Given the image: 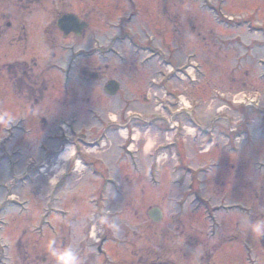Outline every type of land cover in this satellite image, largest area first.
I'll list each match as a JSON object with an SVG mask.
<instances>
[{"label": "rangeland", "instance_id": "374dc122", "mask_svg": "<svg viewBox=\"0 0 264 264\" xmlns=\"http://www.w3.org/2000/svg\"><path fill=\"white\" fill-rule=\"evenodd\" d=\"M34 1L0 0V113L9 121L15 116L6 64L25 60L48 70L54 91L63 86V134L72 137L63 155L71 157L61 163L52 154L51 162L36 163L41 139L18 132L14 142L16 128L0 124V206L8 210L2 217L8 226L0 229L2 264L17 258L14 245L23 231L41 255L50 250L47 264H58L53 252L65 250L79 264H137L126 247L141 258L146 253L139 249L154 252L156 245L172 264H264L262 235L251 229L264 221V0H179L177 6L169 0L160 9L154 0H133L138 17L129 28L163 22L173 29L150 34L175 55L162 62L156 49L142 51L144 35L110 33L121 14L133 11L123 0ZM63 14L90 24L83 38L61 36L56 22ZM103 60L112 62L121 85L117 97L91 93L86 83L79 88V66ZM60 112L50 114L57 122L49 133L56 137ZM113 122L119 126L88 149ZM48 141L54 152L58 141ZM105 179L117 187L110 184L100 200ZM153 207L164 213L154 226L147 215ZM113 221L137 229L133 247ZM63 227L74 241L56 244Z\"/></svg>", "mask_w": 264, "mask_h": 264}, {"label": "flooded vegetation", "instance_id": "af4514ba", "mask_svg": "<svg viewBox=\"0 0 264 264\" xmlns=\"http://www.w3.org/2000/svg\"><path fill=\"white\" fill-rule=\"evenodd\" d=\"M31 1L33 3L35 2L34 0H31ZM38 1H41V0H38ZM178 1L179 0H175L176 6H177ZM111 2L114 5H119L117 0H112ZM123 2H125L126 5L129 4L132 9L135 8V4L133 0H123ZM153 3L158 7V9H160L163 4L169 3V0H154ZM126 5L124 7L119 6L121 13L125 12ZM125 14H121L122 16L118 18L120 19V21H122V23L118 24L117 26L111 27L109 30L110 33L114 34L116 33V31H118L119 33L124 31L125 35H128V34L143 35L146 33L167 35L173 31V29L171 28L167 29L169 26V23L164 24L163 22H161V24H156L155 26H152V27L144 23L143 26L142 25L137 26L134 30L133 28H129L128 26L131 25L133 21L138 17V11L133 9V11L130 14L129 13H127L126 15ZM5 15L6 14L2 15L3 16L2 19L8 17ZM80 19L82 23L88 24V28L83 29L79 36H75L73 34H71L70 36L83 38L85 36V33L90 29V24L85 19L83 18H80ZM7 27H8V31L13 29L11 24H8ZM56 28L58 32L61 34V36L63 37V32L58 29L57 25H56ZM46 36L47 38L50 37L48 33L46 34ZM141 46L145 48L146 45L142 44ZM137 48H139V45L137 46ZM13 63L6 64L7 66L4 67L5 70L3 69V72L5 73L4 76L8 78V81L10 83L11 90H12L11 95L14 100L13 109L12 111H9V112L13 113L15 116L12 119L13 121H9L7 115L3 114V112L0 113V124H3V120H6L13 128H16L13 130H16L18 132H22L25 134L30 133L28 136H31L33 133L34 139L40 138L41 140H38L39 141L38 147H39V150L43 153H42V156H38L40 158L38 159L34 158V160L36 163L43 164V163L49 162L52 159V154H53V157L56 156L58 158L63 153V146L67 144V141L64 140V136H63V86L61 87L60 91L55 92L54 87L56 86L50 85L47 79L46 74L48 70L39 71L37 70L35 65L32 67H29L28 63L25 60L15 61ZM113 68L114 67L112 66V62L110 61L108 63L105 60L93 66L89 64L80 65L78 69L79 80H80L79 88H82V85L86 83L94 87L93 90L95 91L91 90V93L94 92V94L95 93L101 94L103 97L106 96L108 98H113V97L108 96L106 92V89L109 86V83L116 81L112 76V74L114 73L112 70ZM60 69H61L60 72L63 73V66L60 67ZM62 85H63V82H62ZM120 90H121V85H120ZM120 90L118 94L120 93ZM50 92H53L55 96L52 95V97H49L51 95ZM50 99L52 100V102L48 101ZM56 107H59L61 109L60 115L57 118L59 121V124H57V130H56L59 132L58 134L59 136L57 137H56V134L51 135L49 133V131H52L50 130V128L52 129V127L55 126L57 122L55 121L56 118L54 119L50 118L51 111L52 110L55 111ZM110 126L111 124H107V126L104 127L103 129L105 128L109 129ZM47 138L55 142L56 140L58 141L57 149L54 152L46 148V147H49V145L45 143L48 141ZM18 140L19 139L16 138L14 142ZM3 141L4 139L0 141V148L4 146ZM4 144H5V141H4ZM150 222L153 223V226L154 224H158V223H155L154 221H150ZM114 226L116 229H119L120 236L121 234L125 235L124 241H128V245H131L130 247H133L130 242L131 232L133 233L134 236H137L138 235L137 229H134V230L131 229L132 231L130 230L128 232L125 228L124 229L121 228V224L116 225V223H114ZM179 230L180 229H177L178 233H179ZM26 232L27 231H23L22 235H20L21 238H19L15 242L14 246H15L17 258L12 262V264H47L48 257L50 256V253H47V252H50V250L48 249L46 251H42V254H46V255L44 256L41 255L36 250V245L34 243L35 239H33V237L30 236V234L25 235ZM68 233L69 232L68 231L66 232L65 228L63 227V236L57 237L54 242L56 244L72 243L74 240L73 239L70 240V236ZM179 234L184 235V231L183 230L180 231ZM22 236L23 237L25 236L24 239L26 237L29 239L26 238L27 240L24 241ZM126 250L129 251L130 255L134 257V260L137 259V262H136L137 264H165V261H163L164 256H163V246L162 245H156L155 246L156 251L154 252L152 250H149V251H144L143 253V250L139 249V252H137L139 255L140 254L144 255L146 253V257L142 256L141 258H137V255L133 254V252L129 250L127 247H126ZM207 257H208V260L210 259L213 260L214 254H213V257L210 254ZM148 258L149 260H152V262H149ZM2 263L3 262L0 261V264ZM126 263H128V261Z\"/></svg>", "mask_w": 264, "mask_h": 264}, {"label": "water", "instance_id": "95a60500", "mask_svg": "<svg viewBox=\"0 0 264 264\" xmlns=\"http://www.w3.org/2000/svg\"><path fill=\"white\" fill-rule=\"evenodd\" d=\"M58 28L63 32L64 37H67L71 33L80 35L81 31L87 28L86 24H81L80 20L75 15H64L58 20ZM119 90V84L116 82L109 83L106 92L115 96ZM149 217L154 222H159L162 219V212L158 209H154L149 213ZM261 246L264 248V235L260 238Z\"/></svg>", "mask_w": 264, "mask_h": 264}, {"label": "clouds", "instance_id": "9594fccd", "mask_svg": "<svg viewBox=\"0 0 264 264\" xmlns=\"http://www.w3.org/2000/svg\"><path fill=\"white\" fill-rule=\"evenodd\" d=\"M111 119L115 120V116H111ZM252 231L257 235H264V221H258L251 225ZM53 256L56 257L58 264H79L78 257L71 251L65 250L61 253L53 252Z\"/></svg>", "mask_w": 264, "mask_h": 264}, {"label": "bare ground", "instance_id": "6f19581e", "mask_svg": "<svg viewBox=\"0 0 264 264\" xmlns=\"http://www.w3.org/2000/svg\"><path fill=\"white\" fill-rule=\"evenodd\" d=\"M71 157V152L65 153L63 156L60 158L61 163H66Z\"/></svg>", "mask_w": 264, "mask_h": 264}, {"label": "trees", "instance_id": "16d2710c", "mask_svg": "<svg viewBox=\"0 0 264 264\" xmlns=\"http://www.w3.org/2000/svg\"><path fill=\"white\" fill-rule=\"evenodd\" d=\"M163 256H164V250H163ZM165 264H171V263H166V262H165Z\"/></svg>", "mask_w": 264, "mask_h": 264}]
</instances>
